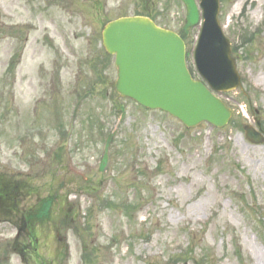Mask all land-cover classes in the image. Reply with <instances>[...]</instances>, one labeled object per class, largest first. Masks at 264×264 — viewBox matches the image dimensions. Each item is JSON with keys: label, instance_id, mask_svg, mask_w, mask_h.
Masks as SVG:
<instances>
[{"label": "rangeland", "instance_id": "obj_1", "mask_svg": "<svg viewBox=\"0 0 264 264\" xmlns=\"http://www.w3.org/2000/svg\"><path fill=\"white\" fill-rule=\"evenodd\" d=\"M257 1L222 5L231 43L243 28L255 38L241 59L233 56L243 88L220 94L232 118L218 130L186 129L114 90L104 24L148 13L179 33V0H0V173L30 178L26 208L51 198L50 220L37 232L43 259L264 264V145L243 131L254 125L249 109L264 128V0ZM199 31H191L194 41ZM67 212L73 231L63 226ZM16 233L0 224V248ZM0 264L21 262L5 252Z\"/></svg>", "mask_w": 264, "mask_h": 264}, {"label": "water", "instance_id": "obj_2", "mask_svg": "<svg viewBox=\"0 0 264 264\" xmlns=\"http://www.w3.org/2000/svg\"><path fill=\"white\" fill-rule=\"evenodd\" d=\"M187 7L185 31L198 23L193 0H181ZM203 27L195 52L201 77L216 91L230 92L240 87L230 46L218 23V0H201ZM104 45L116 55V91L149 109H160L187 127L209 122L225 126L231 113L201 83L193 82L185 66L184 44L172 32L157 28L147 19H124L110 24L104 32ZM253 144L264 139L246 127Z\"/></svg>", "mask_w": 264, "mask_h": 264}, {"label": "trees", "instance_id": "obj_3", "mask_svg": "<svg viewBox=\"0 0 264 264\" xmlns=\"http://www.w3.org/2000/svg\"><path fill=\"white\" fill-rule=\"evenodd\" d=\"M11 181L5 177V176H0V207L3 210V204H8L10 203L9 199H11V197H14L11 195L10 189H9V185ZM51 206V203L48 201L47 203V209ZM8 212V211H7Z\"/></svg>", "mask_w": 264, "mask_h": 264}, {"label": "flooded vegetation", "instance_id": "obj_4", "mask_svg": "<svg viewBox=\"0 0 264 264\" xmlns=\"http://www.w3.org/2000/svg\"><path fill=\"white\" fill-rule=\"evenodd\" d=\"M26 264H42V263H38V262H28V263H26Z\"/></svg>", "mask_w": 264, "mask_h": 264}, {"label": "bare ground", "instance_id": "obj_5", "mask_svg": "<svg viewBox=\"0 0 264 264\" xmlns=\"http://www.w3.org/2000/svg\"><path fill=\"white\" fill-rule=\"evenodd\" d=\"M257 3L261 4V1L259 0V1H257Z\"/></svg>", "mask_w": 264, "mask_h": 264}]
</instances>
